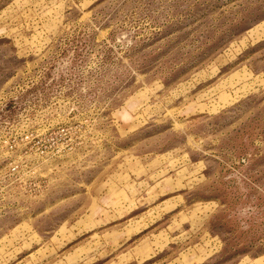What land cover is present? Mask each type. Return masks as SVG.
Returning <instances> with one entry per match:
<instances>
[{"label": "rangeland", "instance_id": "rangeland-1", "mask_svg": "<svg viewBox=\"0 0 264 264\" xmlns=\"http://www.w3.org/2000/svg\"><path fill=\"white\" fill-rule=\"evenodd\" d=\"M0 264H264V0H0Z\"/></svg>", "mask_w": 264, "mask_h": 264}]
</instances>
